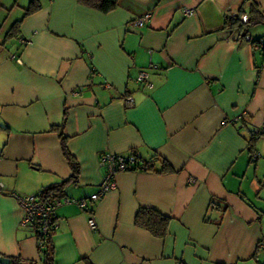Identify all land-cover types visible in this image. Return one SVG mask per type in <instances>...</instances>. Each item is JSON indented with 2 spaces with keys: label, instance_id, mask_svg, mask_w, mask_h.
<instances>
[{
  "label": "crops",
  "instance_id": "1",
  "mask_svg": "<svg viewBox=\"0 0 264 264\" xmlns=\"http://www.w3.org/2000/svg\"><path fill=\"white\" fill-rule=\"evenodd\" d=\"M31 1L0 0V256L42 264L13 194L70 179L61 132L78 173L59 195L95 193L103 152L149 169L119 172L89 209L59 206L54 264H264V135L256 159L248 145L264 126V50L252 44L264 28L247 40L225 24L253 0H118L106 13L38 0L25 15ZM140 71L150 86L136 82ZM140 208L170 218L164 237L134 224Z\"/></svg>",
  "mask_w": 264,
  "mask_h": 264
},
{
  "label": "built area",
  "instance_id": "2",
  "mask_svg": "<svg viewBox=\"0 0 264 264\" xmlns=\"http://www.w3.org/2000/svg\"><path fill=\"white\" fill-rule=\"evenodd\" d=\"M186 15L192 13V9H184ZM149 13L144 14L143 16L136 18L132 21V25L135 27L142 26L144 22L149 19ZM239 20L242 23L247 22L248 16L246 14L240 15ZM247 40H250L246 36ZM18 42L21 45L29 44L28 39L19 38ZM253 46L258 49L264 50V37H260L252 41ZM136 82L141 85L150 86V81L148 74L145 71H140L136 77ZM125 105L130 107L133 104L131 97L124 98ZM241 117H234L232 122H239ZM264 133V126L260 129H254L251 132V135L254 137L260 136ZM100 163L105 168V175L101 182L99 183L98 190L90 195L87 199H71L63 195H57L53 200L49 202L41 201L37 195H17L13 194V197L18 202L22 210V215L20 218V224L23 226H34L37 225L38 231L45 236L46 238H51L54 234V231L57 228V218H56V209L65 204H74L79 208L86 210L89 209L91 203H95L97 200L102 198L109 191L115 190L116 181L115 177L119 172L128 171V170H145L149 168V164L139 161L134 155H121L113 154L110 152L101 153ZM1 161V156H0ZM189 182H192L189 180ZM2 190V185L0 184V191ZM88 226L90 229H96V221L92 215L88 219ZM263 246L262 244L260 245Z\"/></svg>",
  "mask_w": 264,
  "mask_h": 264
},
{
  "label": "trees",
  "instance_id": "3",
  "mask_svg": "<svg viewBox=\"0 0 264 264\" xmlns=\"http://www.w3.org/2000/svg\"><path fill=\"white\" fill-rule=\"evenodd\" d=\"M117 1L118 0H77V2H79L80 4L91 8H95L103 13L109 12L113 8H115ZM39 7L40 6L38 0H32L25 10V15L36 11ZM261 23H264V12H262L259 9V4L254 2V0L250 5L247 22L242 23L239 20V17L236 16L229 17L225 21L226 25L229 24L231 28L238 29L240 36L243 38L247 35V31L249 30V28ZM17 27H18V22H16L13 25L11 36H18ZM252 131H254V129L249 131L248 145L250 148V154L252 158L256 159L258 156L256 153L252 152V146L254 144V141L257 138L263 136L264 133L260 136L254 137L253 135H251ZM59 137L61 140L63 155L67 160L69 166L71 167L72 175L70 179L43 188L41 192L37 194V197L43 202H49L53 200L57 195H59V193L62 192V189L64 188L66 182H68L69 180L76 181L75 178L78 173V163L76 159L73 157V155H71V153L67 149L66 137L61 132H59ZM148 169L149 168H146L145 170ZM162 171H171V169L167 164H165L164 170ZM211 205L214 206V204ZM260 216H264V210L260 212ZM169 221L170 218L168 216L161 214L155 209L140 208L134 216V224L137 227L145 229L152 236L157 238H162L166 235ZM34 227H35V237L37 240V249L42 264H54V252H53V245L51 238H46L45 236H43L38 231L37 225H34ZM261 244L263 245L262 247H264V243H260L259 247ZM11 264H22V263L16 259H12ZM29 264H33V263H29Z\"/></svg>",
  "mask_w": 264,
  "mask_h": 264
},
{
  "label": "water",
  "instance_id": "4",
  "mask_svg": "<svg viewBox=\"0 0 264 264\" xmlns=\"http://www.w3.org/2000/svg\"><path fill=\"white\" fill-rule=\"evenodd\" d=\"M9 259L6 257L0 256V264H8Z\"/></svg>",
  "mask_w": 264,
  "mask_h": 264
},
{
  "label": "rangeland",
  "instance_id": "5",
  "mask_svg": "<svg viewBox=\"0 0 264 264\" xmlns=\"http://www.w3.org/2000/svg\"><path fill=\"white\" fill-rule=\"evenodd\" d=\"M258 25H261V24H258ZM258 25H255V26H258ZM253 27H254V26H253ZM253 27H251V28H253ZM259 27L264 28V23H262V25L259 26ZM251 28H249V29H251Z\"/></svg>",
  "mask_w": 264,
  "mask_h": 264
}]
</instances>
